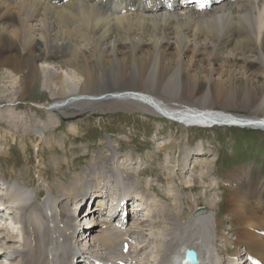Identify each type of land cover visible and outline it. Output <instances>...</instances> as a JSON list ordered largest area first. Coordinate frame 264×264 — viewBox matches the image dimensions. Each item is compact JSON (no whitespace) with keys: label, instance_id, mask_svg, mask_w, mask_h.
Instances as JSON below:
<instances>
[{"label":"bare ground","instance_id":"6f19581e","mask_svg":"<svg viewBox=\"0 0 264 264\" xmlns=\"http://www.w3.org/2000/svg\"><path fill=\"white\" fill-rule=\"evenodd\" d=\"M3 73L10 83L0 90L9 94H0V105L27 104V93L39 86L55 100L34 106L50 115L138 110L178 124L185 151L172 158L177 170L165 171L170 196L142 179L141 159L134 161L121 142L86 146L85 154L72 157L64 138L45 134L55 128L52 117L33 120V176L25 167L31 185L15 165L0 169V192L16 203L0 210V264H77L73 218L85 200L91 209L79 224L87 252L102 261L182 264L190 248L197 251L196 264L245 258L264 264V178L252 181L249 168L214 177L215 154L206 160L209 150L186 146L183 134L215 125L264 130V115L215 108L264 110V0H207L202 10L189 0H0V78ZM69 129L76 139L78 126ZM0 138L8 145L5 132ZM175 141L166 149L179 146ZM0 153V166H10L5 150ZM195 163L204 164L205 181L184 178ZM221 184L232 188L224 218L235 220L240 232H234L242 234L234 242L242 249L226 258L215 244L231 241L219 230L215 209ZM186 188L196 192L187 197ZM113 195L132 200L123 219L100 214L103 198ZM198 197L206 205L196 211ZM14 237L17 248L7 246Z\"/></svg>","mask_w":264,"mask_h":264},{"label":"rangeland","instance_id":"374dc122","mask_svg":"<svg viewBox=\"0 0 264 264\" xmlns=\"http://www.w3.org/2000/svg\"><path fill=\"white\" fill-rule=\"evenodd\" d=\"M50 56L55 61L61 59V56H58V58L52 54ZM3 74L4 77L0 78V88L3 84L10 83V79L5 77V73ZM40 89L39 86H36V88H32L27 93L25 96L27 104L18 103L11 106L3 103L0 105V133L5 132L6 143L8 144L6 145L4 143L2 145L1 142H3V140L0 138V145H2L0 146V149L5 150L6 154H4V159L10 164V166H0V169L7 170L15 165V169L18 172H23L21 175L22 178L31 185V181H28L30 180L28 174L33 176V163L37 162V158L36 156L34 157V134L29 125L30 123H33V120L42 122L48 120L47 118L52 117L51 119L55 122V128L45 130V134L51 136L52 133L56 139L60 137L64 138L67 148H70L72 151L70 152V156H72V154V157L77 156V154H85L86 152L83 150L86 146H92L94 149H98L99 147L106 145L108 141L113 143V145H117L118 142H121L123 144V151L130 152L134 157V161L141 159V161H138V165L139 168L144 170V173L141 174L142 179L144 181H150V184H152L155 190H164L170 196L172 195V190L168 187L167 182L165 181V171L170 169L177 170L178 167L172 165V158L175 155L176 159H181L182 152L185 151V146L182 143L179 144V140L176 138L180 134V131L182 132L180 127H178V124L168 123V120L153 117L138 110L130 111L124 109L103 110L101 112L88 114L84 113L70 118L58 116L55 112V115H50L44 110L35 108L34 106V103L46 104L52 103L55 100L52 99L49 92ZM3 93H7L8 95L9 89L7 91L0 90V94ZM154 94L158 95V93ZM182 102H190V100H182ZM215 108L240 114L264 115V110L262 108L257 110L251 107H233L220 104L215 105ZM56 116L59 117V120ZM72 124L78 126V137L76 139H74L76 133H73V131H70L69 129ZM8 132L15 133L16 137L14 140L10 139ZM185 133H187L188 136V144L186 146L197 149H208V157L206 160H209V158L211 159L212 157V155H208L209 153L213 152L215 154L211 165L212 175L214 177H217L218 179H227L224 172L231 169L237 170L240 168H249V177L252 181L264 178V130L238 126L215 125L207 128L193 127L187 132L183 130V134ZM170 141L172 143L175 141V144L179 145L174 146L172 152L166 149V146L171 143ZM23 144H25V147ZM158 147L163 149L160 150ZM7 148L9 149L6 150ZM58 151H60L59 148ZM45 152L44 154L46 155L47 151ZM87 153L88 156L92 155L91 151ZM150 154H153L154 156L152 155V157ZM193 158L194 156L189 159V161H193ZM160 164L162 166H160ZM163 166H165V169L162 168ZM25 167H28V174H25ZM191 167H194L193 172L185 173V179H192L194 176L197 180H206L205 176H202L203 172L206 171L204 164L195 163L194 165L191 164ZM202 186H204L203 183L200 184V186L197 185L196 190L202 191ZM214 188L215 187H212L211 190L216 189ZM206 190L208 191L210 188L208 187ZM231 190L232 188L230 187H225L222 184L220 185V192L217 193L218 207H215L217 214L222 218L219 230L224 236H227L231 240L230 243L224 242L222 240L223 238L215 241L217 248L221 249V251H219L224 258H226L228 254L242 249V247H239L234 243L236 238H239L238 236H242L241 233H239V235L234 232L238 231L236 230L239 227L238 223L233 219L230 220L224 218L226 212L231 211L227 210V203L225 202L226 197ZM195 192L196 191L191 192L188 188L184 191L187 197ZM205 205V201L199 198L195 210H202V207ZM263 211L264 210H262L260 214L264 217ZM131 217H133V214ZM136 217L138 216L134 215L135 219ZM89 222L91 223L92 220ZM13 226L14 229H16V224L13 223ZM13 239L14 240L7 243V246L17 248L18 242H15L17 238L14 237ZM13 264H16V261H13Z\"/></svg>","mask_w":264,"mask_h":264},{"label":"water","instance_id":"95a60500","mask_svg":"<svg viewBox=\"0 0 264 264\" xmlns=\"http://www.w3.org/2000/svg\"><path fill=\"white\" fill-rule=\"evenodd\" d=\"M217 122L218 123H222L224 121L221 120V121H217ZM186 261H188L190 263H196L197 262V255H196V252L194 250L189 249V248H187V249L184 250L182 264L184 262H186Z\"/></svg>","mask_w":264,"mask_h":264}]
</instances>
